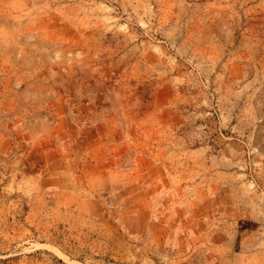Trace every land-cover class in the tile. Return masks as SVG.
Here are the masks:
<instances>
[{"label":"rangeland","instance_id":"obj_1","mask_svg":"<svg viewBox=\"0 0 264 264\" xmlns=\"http://www.w3.org/2000/svg\"><path fill=\"white\" fill-rule=\"evenodd\" d=\"M0 264H264V0H0Z\"/></svg>","mask_w":264,"mask_h":264}]
</instances>
